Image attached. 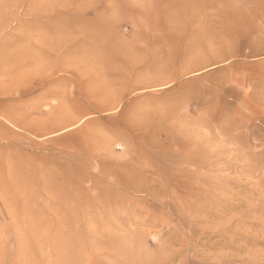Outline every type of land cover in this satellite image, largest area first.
I'll return each mask as SVG.
<instances>
[{
	"label": "rangeland",
	"instance_id": "rangeland-1",
	"mask_svg": "<svg viewBox=\"0 0 264 264\" xmlns=\"http://www.w3.org/2000/svg\"><path fill=\"white\" fill-rule=\"evenodd\" d=\"M0 264H264V0H0Z\"/></svg>",
	"mask_w": 264,
	"mask_h": 264
},
{
	"label": "bare ground",
	"instance_id": "bare-ground-1",
	"mask_svg": "<svg viewBox=\"0 0 264 264\" xmlns=\"http://www.w3.org/2000/svg\"><path fill=\"white\" fill-rule=\"evenodd\" d=\"M88 55V54H87ZM89 56V55H88ZM14 223L17 224L18 223V220H14Z\"/></svg>",
	"mask_w": 264,
	"mask_h": 264
}]
</instances>
